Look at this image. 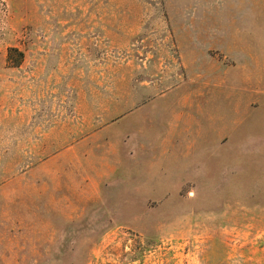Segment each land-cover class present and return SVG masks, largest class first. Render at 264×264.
<instances>
[{"label":"rangeland","instance_id":"rangeland-1","mask_svg":"<svg viewBox=\"0 0 264 264\" xmlns=\"http://www.w3.org/2000/svg\"><path fill=\"white\" fill-rule=\"evenodd\" d=\"M0 264H264V0H0Z\"/></svg>","mask_w":264,"mask_h":264}]
</instances>
